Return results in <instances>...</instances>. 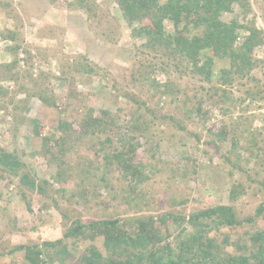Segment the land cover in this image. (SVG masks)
<instances>
[{"label":"rangeland","instance_id":"obj_1","mask_svg":"<svg viewBox=\"0 0 264 264\" xmlns=\"http://www.w3.org/2000/svg\"><path fill=\"white\" fill-rule=\"evenodd\" d=\"M71 1L0 0V90L7 93L0 96V152L19 160L12 171L0 168V264H27L22 253L5 255L17 245L62 238V218L54 202L62 210H75L83 221L121 215L122 207L114 206L118 200L111 199L115 193L126 194L129 182L117 165L98 164L93 184L74 179L59 185L52 179L56 167L41 155L42 139L58 136L59 122L79 132L90 110L94 117L108 112L121 130L88 139L101 143L108 138L111 156L136 145L135 159L148 167L150 179L142 188L153 197L155 209L144 215L188 219L217 205H232L239 220L255 217L257 228H264V0H246L244 15L232 3L220 17L225 22L246 17L262 32L249 55L252 69L232 75L230 84L219 78V70L229 67L226 61L216 62L207 82L192 63L171 57L163 46L144 49L146 41L131 33L149 21L130 26L115 0H91L94 14L69 6ZM163 26L173 33L170 21ZM241 41L239 37L235 46ZM170 86L172 102L170 92L166 94ZM214 87L225 93L215 94ZM43 97L53 99L54 106ZM17 103L21 109L15 108ZM92 150L82 148L73 154L74 162H81L80 156L94 159ZM23 176L53 187L47 186V196H39L20 182ZM81 187H88V201L69 199ZM233 188L238 193L231 202ZM56 189H64V197ZM168 226V241L174 243L180 228ZM248 229L222 227L213 235L218 241L229 235L243 245ZM87 245L76 244L73 254ZM95 245L104 252L101 238ZM227 252L239 254L234 247Z\"/></svg>","mask_w":264,"mask_h":264},{"label":"trees","instance_id":"obj_2","mask_svg":"<svg viewBox=\"0 0 264 264\" xmlns=\"http://www.w3.org/2000/svg\"><path fill=\"white\" fill-rule=\"evenodd\" d=\"M90 1L75 0L71 1L69 6L82 8L87 14H94ZM115 1L122 17L130 26L144 19L149 21L147 25L140 23L136 28H132L131 33L133 38L146 41L144 49L163 46L171 57H181L180 60L187 59L185 61L192 63L195 69L205 76L204 81L209 82L211 69L216 62L229 63L228 68L223 67L219 70L220 83L223 84H230L232 75L250 72L252 69L253 64L249 55L257 46L262 32L255 28L253 23L247 21L246 17L242 22L237 19L229 22L220 19L222 13L230 11L232 3L239 4L243 15L248 13L249 4L246 0ZM165 20L173 24V33L165 30L163 26ZM239 37L242 41L235 46ZM13 67H15L14 63L9 66L10 69ZM172 89L174 90L172 86L170 90L168 87L166 89V94L170 92L171 102L174 98ZM213 90L216 94L221 89L214 87ZM221 91L223 95L225 92ZM0 96H7V93L5 91L2 93L0 90ZM12 99L13 97L9 98L7 103L12 104ZM43 101L48 106H54L53 99L43 97ZM16 107L22 108L19 103L15 105ZM37 123L34 121L35 129ZM57 128L59 135L44 137L41 145V155L50 165L56 167L52 176L53 183L66 185L75 179L81 184H93L91 178L94 171L99 170L98 164L102 161L115 164L124 179L129 182L126 194L115 193L111 199V201L118 200L114 206L119 204L122 207L123 216L114 217L112 213H108L101 218L83 221L75 210H62L59 203L54 202L62 218L61 224L64 230L62 238L54 242L17 245L9 251V254L6 253V256L12 258L17 253H22L23 260L27 264H264V228H257L255 217L239 220L232 205H217L188 219L175 215L170 218L167 214H159L157 217L153 214L144 215V212L149 213L155 209V203L148 191L142 188L150 176L147 174L146 164L139 163L135 159L136 145H133V148L129 147L128 152L115 150L116 155L111 156L112 154H107L106 150L110 143L108 138L101 143L95 138L88 139L90 135H104L121 130V125L115 118H111L108 112L104 111L102 117H94L92 110L87 112L79 132L72 130V125L65 121L59 122ZM125 136L128 137L126 134ZM85 139H88V145L85 144ZM123 144L124 138L121 146ZM87 146L93 148L94 159L80 156L81 162L75 163L73 154ZM18 163L17 157L0 152L1 170L12 171ZM186 172L187 169L184 173ZM20 179L23 185L39 196H47V186L53 187L48 181L36 184L35 181L28 180L27 176ZM87 190L88 187H81L79 192H73L69 199L77 198L86 202ZM54 192L64 197V189H56ZM237 193L235 188L229 192L231 202L236 200ZM49 198L55 200L52 196ZM74 202L77 203L75 200ZM261 210L264 212L263 208ZM130 211L132 215L128 216ZM258 215H260L259 211ZM169 224L180 228L179 239L174 243L168 241ZM186 225L190 227L187 234ZM244 225L249 229L244 231L241 237L245 236L246 241L243 245L232 242L229 235L221 241L213 235L216 233L215 230L222 227L236 229ZM98 238L102 239L104 252L95 245ZM80 242L88 245L75 256L72 250ZM231 247H234L239 254L227 252V248Z\"/></svg>","mask_w":264,"mask_h":264}]
</instances>
